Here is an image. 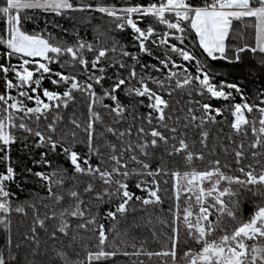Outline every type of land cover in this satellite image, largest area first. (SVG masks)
<instances>
[{
    "label": "snow or ice",
    "instance_id": "6c2138e0",
    "mask_svg": "<svg viewBox=\"0 0 264 264\" xmlns=\"http://www.w3.org/2000/svg\"><path fill=\"white\" fill-rule=\"evenodd\" d=\"M0 165V264H264V0H0Z\"/></svg>",
    "mask_w": 264,
    "mask_h": 264
},
{
    "label": "trees",
    "instance_id": "16d2710c",
    "mask_svg": "<svg viewBox=\"0 0 264 264\" xmlns=\"http://www.w3.org/2000/svg\"><path fill=\"white\" fill-rule=\"evenodd\" d=\"M121 2H122V0H121ZM60 22H61V23H65L64 21H60ZM42 23H43V17H41V24H42ZM88 38H91V33H90V32H89V37H88ZM236 78H239V77H236ZM250 87H251V85H250ZM237 99H239V98L237 97ZM213 103H215V104H219L220 102H219V101H213ZM224 131H225L226 133L228 132L227 124L224 125ZM19 155H20V153L14 149L13 159L15 160L16 157L19 156ZM25 163H27V161H25ZM196 166L199 167V166H200V163L197 162V163H196ZM2 167H3V165H0V168H2ZM249 207H250V206H249ZM14 219H16V218H14ZM25 223H26V221H25ZM157 227H159V226H157ZM142 235H143L144 237H148V238H149V242H150V246H151V247H153V248H157V247H159V245H156V244H152V243H151V238H150V235H149V232H148L147 229H143V230H142ZM162 242L166 243V240H163Z\"/></svg>",
    "mask_w": 264,
    "mask_h": 264
}]
</instances>
